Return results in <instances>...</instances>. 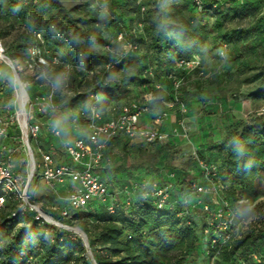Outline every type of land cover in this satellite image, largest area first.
Masks as SVG:
<instances>
[{
	"label": "trees",
	"instance_id": "16d2710c",
	"mask_svg": "<svg viewBox=\"0 0 264 264\" xmlns=\"http://www.w3.org/2000/svg\"><path fill=\"white\" fill-rule=\"evenodd\" d=\"M200 2L201 10L191 0H104L97 16L96 11L93 15L88 10V3L66 7L61 0H0V21L6 27L14 21L26 25L14 43L0 42L17 71L18 63L24 64L33 47L47 51L46 58H58L51 46L65 50L64 58L57 65H50L47 72L58 70V83L49 78L57 86L56 112L65 114L66 109L58 106L57 100L59 93H66L67 101L79 102L80 106L69 119L78 118L80 123L87 124L92 107L104 120L109 106L119 108L131 101L140 102L139 91L144 94L140 103L145 102L146 95H152L149 110L160 107L152 112L154 119L165 111L166 103L175 102V81L179 103L173 108L178 110L179 104L186 109L190 100L237 99L243 85H254L248 96L264 103V0ZM143 7L145 12L141 11ZM150 13L153 14L149 16ZM106 22L115 27L111 36L115 42L108 33L103 38L98 35ZM57 33L68 41L56 39ZM36 34L41 35L43 44ZM119 34L122 39H118ZM3 36L1 28L0 39ZM120 43L123 50L127 43L136 44L138 50H124L117 55L113 48L120 47ZM195 58L199 62L187 68L186 64ZM114 72L120 75L112 81ZM63 85L67 86L66 92ZM173 141L162 146L152 144L151 155L144 152L141 144H136L130 153L133 168L147 165L151 173L166 171L174 175L160 181L170 182V197L177 199L174 209H159L153 198L135 192L128 199L130 206L126 207L125 202L117 204L113 214L106 205L91 203L82 211L69 210L66 218L48 216L85 234L95 264H183L180 256L192 253L198 244L210 264H264V258H257L255 252L264 232L251 231L211 245L212 228L207 239L203 238L208 223L196 220L200 211L192 207L195 200L188 195L196 176L173 164L179 149ZM216 152L214 157L200 152L195 156L216 167L217 179L223 186L217 198L230 204L231 200L236 201L237 192L243 199L264 195V114L228 124ZM162 156L167 162L155 167L153 160L161 161ZM191 169H197L194 159ZM35 179L36 172L28 188L31 203L35 202ZM15 207L14 201L8 200L0 210V264H92L78 234L37 220L36 214L28 210L12 217ZM179 211L185 215L178 217Z\"/></svg>",
	"mask_w": 264,
	"mask_h": 264
},
{
	"label": "built area",
	"instance_id": "2783aa9c",
	"mask_svg": "<svg viewBox=\"0 0 264 264\" xmlns=\"http://www.w3.org/2000/svg\"><path fill=\"white\" fill-rule=\"evenodd\" d=\"M191 1L197 10H201L200 0ZM141 11L145 12V8H141ZM35 37L43 44L40 34H36ZM55 38L64 42L68 41L65 36L59 33L55 35ZM118 39H122L121 34L118 35ZM124 50L135 52L138 50V46L127 43ZM28 52L29 56L24 62L25 69L37 72L35 78L42 80L47 85L44 94L35 93L32 97L27 92L29 83L19 78L18 71L5 55L0 42V65L9 66L13 75V89L10 97H8V85L0 70V210L4 208L8 200H13L16 210L12 212V217L16 213L28 210L36 214L35 219H41L62 228L53 222L55 220L52 217L41 212L35 203L29 201L28 188L31 182L29 185L28 182L31 176H35L36 172V179H40L48 186L60 184L65 180L77 184V187L68 193L67 208H63L59 212L61 217H69V210L82 211L91 203L106 205L107 211L113 214L117 209V204L112 201L110 184L102 179L98 173L108 144L121 138L128 145L156 144L162 146L169 137L177 136L179 129L186 133L188 127L181 121L178 124L179 128L173 129L170 134L161 133L155 128H141L139 121L142 115L149 112L148 104L153 99L151 94L145 96L144 103L131 101L119 108L109 106L108 115L104 120L96 108L92 107L90 120L86 124L87 136L65 141L63 150L69 162L56 163L53 152L45 150L38 144L45 124L36 115L47 117L56 112L57 106L54 98L57 86L51 84L47 76V68H50V65H57L59 59L55 55H49V58H46L48 52L41 51L39 47H33ZM198 62L199 59L195 58L194 61L187 63L186 67L192 68ZM62 76L65 80L66 73L63 72ZM177 86L178 83L175 81V102L165 104V111L153 119L155 125L161 124L167 117V111L179 103L177 101ZM62 87L63 92H66L67 86L63 85ZM156 88L159 89V86L156 85ZM179 111L185 113L186 109L179 104ZM261 114H264V109L261 110ZM78 122V118L71 119L74 126H77ZM47 131L54 138L61 136V129L58 126L50 124L47 126ZM30 140H34L38 144L36 148L38 158L36 160ZM193 159L196 170L199 171L198 174L205 181L198 183L196 179L191 180L188 195L195 200L192 207L202 212L208 223L203 238L207 239L209 230L213 228V237L210 239L211 245L224 243L231 236L240 234L238 227H233V211L225 199L217 198L222 193L223 186L217 179L216 167L196 156ZM21 168L23 171L19 170ZM169 178H173L172 173L169 174ZM171 190L170 182L162 183L159 181H134L120 189L127 197L126 207L130 206L129 197L133 196L135 192H141L142 197L153 198L157 208L162 209L170 206L171 209H174L177 206V199L174 200L170 197ZM208 197H210V203L206 201ZM211 199L219 201L218 209H212ZM183 205L186 209V201ZM184 215L185 212L179 211L178 217Z\"/></svg>",
	"mask_w": 264,
	"mask_h": 264
},
{
	"label": "rangeland",
	"instance_id": "374dc122",
	"mask_svg": "<svg viewBox=\"0 0 264 264\" xmlns=\"http://www.w3.org/2000/svg\"><path fill=\"white\" fill-rule=\"evenodd\" d=\"M104 0H61L62 4L66 7L72 6H85L87 3L90 4L88 10L95 14L97 12V16H100V8L101 4ZM81 14V12H78ZM153 13H150L151 16ZM4 29V36L0 39L2 44L5 43H14L18 34L26 29V25L21 21H14L9 23L6 27L5 23L0 21V29ZM115 27L111 26L109 22H106L102 25L98 35L100 38H103L108 33V38L115 42V39L111 37L114 33ZM111 33V34H109ZM117 42H120L117 40ZM121 47V48H120ZM120 47H114L113 51L116 52L117 55L121 54L124 50L120 43ZM51 50L58 56V59H63L65 55V50L60 46H51ZM18 76L20 79L25 80L29 83L27 88L28 94L32 97L35 93L44 94L46 92V84L40 80L36 79L37 72H32L26 70L24 64L18 63ZM0 70L2 71L4 81L8 85L7 96L10 97V93L13 89V75L9 66L0 65ZM120 73L114 72L111 76V80L114 81L119 77ZM47 76L49 78L56 80L58 83V70L51 69L47 72ZM58 88H61L58 85ZM146 87H144L145 89ZM191 88V87H190ZM189 88V89H190ZM255 89L254 85H243L240 87L238 92L237 99H208L207 101H194L190 100L186 106V112H180L177 108H172L173 110L171 114V119L169 122V127L175 129L178 127L179 122L183 121V123L188 127V131L185 133L179 129L177 131V141H173V144H177L179 146L178 152L175 151V158L173 159V164L177 166L184 167L186 170H190L191 174L196 176V181L198 183H202V179L199 171L192 168V159L195 157V154L198 152L205 154L210 157H214L218 155L216 152V147L219 146V143L223 137L225 128L232 121L236 120H250L255 114H260L261 110L264 109V103L260 101L252 100L248 95ZM137 99L140 102L143 100L144 94L140 91L137 93ZM66 93L62 96V93H59L58 96V106L66 109L65 114L62 117L59 116L57 119L62 122L68 123L69 116L74 112L77 107H80L78 104L70 103L66 100ZM9 100V99H8ZM74 104V105H73ZM160 110V107L156 106L153 109L149 110L150 112L156 113ZM144 115L141 116L144 117ZM146 117V116H145ZM56 118V117H55ZM62 118V119H61ZM140 118V120H141ZM140 124V121H139ZM175 127V128H174ZM53 146H56L57 143L54 142ZM31 148L34 152V157L37 159L38 156L36 154V148L38 144L34 140H30ZM135 148V145H128V143H124L122 145H117V148L112 151V148L106 153L105 156V168L103 169V176H108V174L113 177L111 180L112 184L120 187L121 185L126 184L131 179L134 180H146L150 178L152 169L147 168V165L142 168H133V159L132 155ZM144 152L148 154L154 153V146L146 145L144 147ZM146 156V155H144ZM148 158H150L148 156ZM163 162H167V159H164L162 156V160H153L155 163V167L162 166ZM153 168L152 166H149ZM34 178V177H33ZM33 180V179H32ZM36 181V179H35ZM32 182V181H31ZM35 183V182H34ZM36 186V185H35ZM123 187V186H122ZM42 188V184H40L36 190V197L40 194V189ZM35 191V188H34ZM57 193L54 195L55 197L48 199L41 198L39 200H35V204L39 207L40 211L45 213L46 215H51L54 218H57L59 215L58 211H52L51 206L54 205L56 207H62L64 205V194L59 187L57 188ZM111 194L114 195L115 191L111 190ZM118 200H121L122 197L118 195ZM206 198V197H205ZM236 201L231 200V209L233 213L232 223L233 227H238L240 234L236 237H242L248 232H264V195H259L255 199H243L241 197L240 192H237L234 195ZM212 200V199H211ZM210 201V197L206 200ZM212 209L219 208V201L212 200ZM198 217L196 216V220H205V216L202 212H198ZM201 223V222H200ZM205 234V233H204ZM264 236V234H262ZM256 256L257 258H264V239H260L256 243ZM91 258V256H89ZM182 258L183 264H210V261L206 256L201 253L199 244L196 250H194L190 254H183L180 256Z\"/></svg>",
	"mask_w": 264,
	"mask_h": 264
},
{
	"label": "crops",
	"instance_id": "0c3cea01",
	"mask_svg": "<svg viewBox=\"0 0 264 264\" xmlns=\"http://www.w3.org/2000/svg\"><path fill=\"white\" fill-rule=\"evenodd\" d=\"M172 112H173V110H168L166 119L161 124L155 125L153 123V117H152L153 113L149 111L145 114L146 117L144 116L141 118L140 127L141 128H155L161 133L170 134L172 132L173 128L169 127L168 121H170V119H171ZM59 116L62 117L63 113H59V112L52 113L50 116H47L43 119H40V121L45 124V127H44L43 131L41 132V135L39 138L40 140L38 141V144L41 147H43L45 150L53 152L54 161L56 163H66V162H69V160L67 159V157L64 153L63 143L65 141L73 140L76 138H85L87 136V126H86V122L85 123L84 122H82V123L78 122V125L74 126L71 123V119L68 120V123L62 122L60 119L59 120L57 119V117L59 118ZM50 124L58 126L61 129V136L59 138H54L48 133L47 126ZM176 137L177 136L169 137L167 139L166 143H170L173 140L175 141ZM54 142L57 143L56 146H53ZM124 143H127V142L121 138L113 140L111 145L107 147V149L104 153L105 156H106V153L109 151L110 148H112V151H114V149L117 148V145H122ZM8 144L11 146V144L9 142H8ZM144 146H146V145H144ZM105 156H104V161H102L101 166L98 169V173L102 179H104L105 181H107L110 184V190H112L113 192L115 191V194L111 195V198H112V201L118 205L124 203L125 199L127 198L126 195L120 191L122 186H127L134 181H138V182L159 181L160 182L162 178H165V180H169L170 172L161 171V172H157V173H151L150 178H148L146 180L131 179L128 182H126V184L118 187L115 184H112L111 180H109V178L110 179L113 178V177H111L110 174H108V176H103V171H104L103 169L105 168ZM16 170H18V169H16ZM19 170L23 171L22 168ZM173 177H174V175H173ZM201 179H202V183H204V181H205L204 178L201 177ZM40 184H42V188L40 189L39 196L36 197L35 193H36V190ZM59 187L62 191H65V192H63V193H65L64 194V205L62 207H56V206L52 205L50 210L60 212L63 208H67L68 193L70 191H72L74 188H76L77 184H72L70 181L65 180L64 182H62L60 184H56L54 186H48L43 181H41L40 179H36V186H35V191L33 193V198H34V200H39L41 198H44V199H46V201H49L48 199L55 197L54 195L57 193L56 190H57V188L59 189ZM118 195H120L122 197L121 200H118V198H119V197H117Z\"/></svg>",
	"mask_w": 264,
	"mask_h": 264
},
{
	"label": "water",
	"instance_id": "95a60500",
	"mask_svg": "<svg viewBox=\"0 0 264 264\" xmlns=\"http://www.w3.org/2000/svg\"><path fill=\"white\" fill-rule=\"evenodd\" d=\"M32 177H33V176H31V178H30V180H29V182H28V185H29V183L31 182ZM53 222H54L56 225L61 226L62 228L66 229V230H70V231L74 232L75 234H78L79 237L82 239V241H83V243H84V246H85L86 249H87V255H88V256H91L92 264H95L94 261H93V259H92V255H91L90 251L88 250V243H87V238H86L85 234H84L79 228H70V227H67V226H63V225H61L60 223H58V222H56V221H53Z\"/></svg>",
	"mask_w": 264,
	"mask_h": 264
},
{
	"label": "clouds",
	"instance_id": "9594fccd",
	"mask_svg": "<svg viewBox=\"0 0 264 264\" xmlns=\"http://www.w3.org/2000/svg\"><path fill=\"white\" fill-rule=\"evenodd\" d=\"M221 54L223 55L224 53L222 52Z\"/></svg>",
	"mask_w": 264,
	"mask_h": 264
}]
</instances>
